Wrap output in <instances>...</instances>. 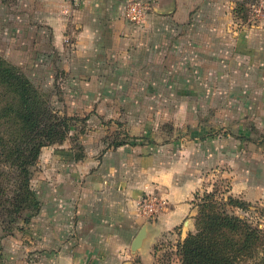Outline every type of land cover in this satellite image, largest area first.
I'll return each instance as SVG.
<instances>
[{
	"label": "crops",
	"instance_id": "0c3cea01",
	"mask_svg": "<svg viewBox=\"0 0 264 264\" xmlns=\"http://www.w3.org/2000/svg\"><path fill=\"white\" fill-rule=\"evenodd\" d=\"M126 1L84 0L72 11L68 0H0V44L56 57L69 84L86 88L72 100L111 102L96 115L116 121L128 117L125 103L141 101L125 93L129 86L180 84L183 76L182 84L194 85L199 70L210 76L237 68L248 84L264 87V19L238 20L242 0H152L138 25L127 19ZM98 133H111L110 126ZM207 133L199 128L161 144L84 138L81 156L78 143L54 145L49 157L44 151L33 180L41 209L24 226L25 243L3 241L0 264H154L163 242L177 247L195 230L200 166L217 161V142ZM232 185L234 196L264 203V184L250 176ZM149 197L162 204L153 217L143 210Z\"/></svg>",
	"mask_w": 264,
	"mask_h": 264
},
{
	"label": "rangeland",
	"instance_id": "374dc122",
	"mask_svg": "<svg viewBox=\"0 0 264 264\" xmlns=\"http://www.w3.org/2000/svg\"><path fill=\"white\" fill-rule=\"evenodd\" d=\"M258 1L251 0L247 4V20L236 18L243 23L264 19L263 5L256 6L259 15L254 10L253 5ZM19 40L20 38H16L14 42ZM0 55L7 63L18 66L36 87L47 94L55 111L74 118L71 119L74 124L72 133L62 142L44 146L40 157L44 151L49 157L54 145L65 149L67 145L75 146L76 143V151L81 156L84 146L80 141L91 137L94 140L101 139L104 134L98 133V129L104 125L110 126L111 133L104 136L107 141L129 140L153 144L189 138L191 131L200 128L209 132L207 134L216 140L218 151L215 164L200 166L201 187L198 193L202 195L205 191L217 190L225 197L238 199L243 207L229 204V211L264 228V203H250L232 194V181L237 176L248 175L264 184V87L248 84L240 69H217L211 71L213 73L210 76L207 71L199 70L195 73L200 78L195 79L198 82L194 81V85L190 83L193 82L190 79L187 80L188 85L182 84L183 76L180 84H175L174 80L173 83L169 81V84L126 87L125 93L142 98L141 101L123 103L127 105L128 117L122 114L121 120L116 121L117 118L104 119L96 115L99 104L111 105V102L88 104L83 102L80 95L76 96L77 100H72L71 96L85 92L86 88L69 84V80L65 79V71L58 68L56 57L51 56L49 60V55L46 54L9 52L4 43L0 44ZM173 76L175 75H171ZM93 90L94 88L89 89L91 92ZM125 120L127 121L124 122ZM128 128L135 133L130 134ZM203 137L204 134L200 138ZM224 147H231L232 150L224 152L221 150ZM38 162L39 159L31 167L32 187ZM42 172L48 173L47 167H42ZM195 207L198 212V206ZM28 214L26 211L17 215L16 220L6 228L5 224L0 223V253L4 250L3 241L8 244V240L16 238L25 243L22 232L24 226L32 222V219L28 223L24 222V217ZM166 243L160 245L154 264H180L177 247Z\"/></svg>",
	"mask_w": 264,
	"mask_h": 264
},
{
	"label": "trees",
	"instance_id": "16d2710c",
	"mask_svg": "<svg viewBox=\"0 0 264 264\" xmlns=\"http://www.w3.org/2000/svg\"><path fill=\"white\" fill-rule=\"evenodd\" d=\"M250 1L237 2V17L248 19ZM71 119L55 111L47 94L0 55V223L4 228L22 212L29 213L25 223L39 213L31 167L44 146L62 142L72 133ZM194 204L198 206L195 230L177 244L180 264H264V228L227 208L243 203L216 190L197 192Z\"/></svg>",
	"mask_w": 264,
	"mask_h": 264
},
{
	"label": "built area",
	"instance_id": "2783aa9c",
	"mask_svg": "<svg viewBox=\"0 0 264 264\" xmlns=\"http://www.w3.org/2000/svg\"><path fill=\"white\" fill-rule=\"evenodd\" d=\"M83 1L68 0L72 11L78 9ZM257 5L264 6V0H259L257 4L253 5L255 12L259 15L258 9L256 8ZM152 6V0H128L125 4V15L131 23L138 25L143 22L147 13L152 9ZM65 41L71 44L70 37H66ZM143 205L144 212L151 217L156 216L162 208V204L155 197L147 198L144 200Z\"/></svg>",
	"mask_w": 264,
	"mask_h": 264
},
{
	"label": "water",
	"instance_id": "95a60500",
	"mask_svg": "<svg viewBox=\"0 0 264 264\" xmlns=\"http://www.w3.org/2000/svg\"><path fill=\"white\" fill-rule=\"evenodd\" d=\"M143 238V232H140V234L137 236L136 241L133 245V249L136 250L140 247L141 241Z\"/></svg>",
	"mask_w": 264,
	"mask_h": 264
}]
</instances>
